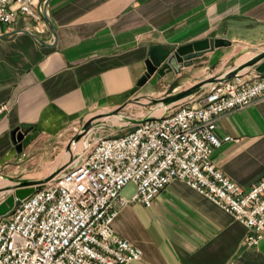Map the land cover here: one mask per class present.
Instances as JSON below:
<instances>
[{
    "label": "crops",
    "instance_id": "obj_1",
    "mask_svg": "<svg viewBox=\"0 0 264 264\" xmlns=\"http://www.w3.org/2000/svg\"><path fill=\"white\" fill-rule=\"evenodd\" d=\"M48 15L54 31L43 16L0 23V172L46 158L47 139L93 110L120 106L156 86L178 90L195 66L138 86L157 44L229 40L195 60L205 67L240 48L264 49V0H49ZM17 127H32L22 153L12 140ZM216 132L231 139L214 151L212 163L245 188L259 181L264 97L221 115ZM113 226L142 252L128 264H264V238L246 245V224L182 180L170 182L152 206L121 207Z\"/></svg>",
    "mask_w": 264,
    "mask_h": 264
},
{
    "label": "built area",
    "instance_id": "obj_2",
    "mask_svg": "<svg viewBox=\"0 0 264 264\" xmlns=\"http://www.w3.org/2000/svg\"><path fill=\"white\" fill-rule=\"evenodd\" d=\"M40 2L0 0V23L14 26L22 14L41 19ZM263 97L264 73L236 75L125 133L89 139L76 160L0 217V264H128L139 259L141 250L120 236L113 222L129 203L152 206L176 179L246 224V245H258L264 238V176L245 188L211 156L231 139L216 132L220 116ZM131 182L136 190L128 198L123 190Z\"/></svg>",
    "mask_w": 264,
    "mask_h": 264
},
{
    "label": "rangeland",
    "instance_id": "obj_3",
    "mask_svg": "<svg viewBox=\"0 0 264 264\" xmlns=\"http://www.w3.org/2000/svg\"><path fill=\"white\" fill-rule=\"evenodd\" d=\"M247 53L252 54L254 52H252V49L250 48H240L232 57L228 54H225L224 56L222 55L223 60L218 59L213 61L209 67H205L202 64L195 65V68L188 73L184 80L178 81L181 82V87L178 90H183L213 76L214 74L229 71L230 69L243 64L240 62V59ZM248 70L249 68L245 71H241L243 78H247V75L251 73ZM174 88L175 86L167 88L156 86L149 93H145L143 91L136 93L129 101L125 104H121L120 106L100 108L89 112L83 119H80L75 124L68 127L66 130L61 132V134L47 139L46 158L37 157L31 162L24 164L15 170L11 169L1 171L0 186L11 181L9 177L3 174L13 177L22 176L24 178L34 179L46 174L48 175L51 171L53 172L60 167L69 165L71 162L76 160L79 154L85 149L89 139L96 138L97 136L125 133L131 129L129 118L143 117L147 114L156 115V113L161 110L164 105H161V103H153L152 99L166 96L167 94L175 91L176 89ZM207 89L208 87L188 98L190 100H195ZM81 139H85V147L80 150H75L74 148L76 143ZM135 190L136 185L131 182L124 188L123 194L133 195ZM7 195V192L0 190V201Z\"/></svg>",
    "mask_w": 264,
    "mask_h": 264
},
{
    "label": "water",
    "instance_id": "obj_4",
    "mask_svg": "<svg viewBox=\"0 0 264 264\" xmlns=\"http://www.w3.org/2000/svg\"><path fill=\"white\" fill-rule=\"evenodd\" d=\"M49 0H41L40 9L44 20L49 24L54 31V26L48 15ZM43 6V7H42ZM4 36V35H3ZM231 42L226 38H204L177 47L164 46L162 44L155 45L146 59V71L138 80V86L143 87L147 83L152 85L157 84L161 79L170 73L180 74L185 67L195 66V60L204 56L206 53L214 49L230 46ZM249 68L248 71H255L257 73H264V49L257 51L250 59L243 64L230 69L229 71L214 74L213 76L202 80L183 90H175L172 93L160 98H153V103H161L166 108L165 110L175 106L180 101L194 95L212 83L231 79L236 75H242L241 71ZM247 71V72H248ZM164 110V111H165ZM163 111V112H164ZM157 115L147 114L143 117L129 118L131 125L144 122L146 120L155 119ZM84 118V117H83ZM81 118V119H83ZM32 130V127L23 129L17 127L12 130V140L19 153L23 152L24 139L26 135ZM68 166V165H67ZM67 166L60 167L50 174L42 178L28 179L22 176H8L11 183L7 184L0 190L7 192L8 195L0 201V217L8 215L23 199L29 197L37 189L42 187L47 181L56 177Z\"/></svg>",
    "mask_w": 264,
    "mask_h": 264
},
{
    "label": "bare ground",
    "instance_id": "obj_5",
    "mask_svg": "<svg viewBox=\"0 0 264 264\" xmlns=\"http://www.w3.org/2000/svg\"><path fill=\"white\" fill-rule=\"evenodd\" d=\"M254 55V53H247V54H245L244 56H242V58L240 59V62L241 63H244V62H246L248 59H250L252 56ZM223 68V67H222ZM248 68H245L243 71H245V70H247ZM165 106H163V108L161 109V110H159L157 113H156V115H160V114H162L163 113V111L165 110ZM105 120V119H104ZM87 133V132H86ZM85 145H86V141H85V139H81L79 142H77L76 143V146H75V150H80V149H83L84 147H85ZM70 151H72V150H70ZM73 152V151H72ZM77 153V152H76ZM78 155V154H77ZM71 159V158H70ZM60 164V163H59ZM66 164V163H65ZM52 172V171H51ZM51 172H49L48 174H50ZM37 174V173H36ZM32 176V175H31ZM44 176H47V174L46 175H43V176H40V177H38V178H42V177H44ZM4 181V180H3ZM11 181H9L8 183H6V184H4V185H2V186H0V188H3L4 186H6L7 184H9Z\"/></svg>",
    "mask_w": 264,
    "mask_h": 264
}]
</instances>
